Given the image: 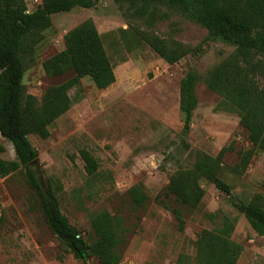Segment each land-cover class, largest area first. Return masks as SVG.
Here are the masks:
<instances>
[{"label": "rangeland", "instance_id": "1", "mask_svg": "<svg viewBox=\"0 0 264 264\" xmlns=\"http://www.w3.org/2000/svg\"><path fill=\"white\" fill-rule=\"evenodd\" d=\"M25 3L32 10L41 0ZM87 20L102 38L115 81L98 89L82 77L78 93L69 92L72 97L77 93L78 99L54 121L49 136L28 134L37 151L34 169L41 185L48 181L60 185L61 211L88 241L95 238L90 213L105 210L121 219L118 264H174L182 253L194 259L198 234L220 227L224 216L234 225L230 239L242 246L236 264H264V236L234 207L254 197L264 205V152L253 147L239 116L220 108V97L203 81L204 73L235 47L209 38L203 26L176 8L157 6L150 25L128 15L113 0H97L91 8L52 14L51 24L40 31L42 38L26 60L22 77L25 94L33 95L37 103L48 86L73 76L71 70L49 75L42 63L64 48L68 30ZM139 30L163 37L172 47L183 44L194 50L170 64L138 36ZM189 70L199 75L197 104L184 128L179 85ZM259 81L264 86V80ZM0 144L2 158H16L11 143L1 135ZM80 149L88 150L98 163L91 179ZM221 150L219 177L230 185L229 195L204 178L198 179L204 195L196 207L168 192L170 175L191 169L196 151L215 157ZM249 150L246 168L234 171L240 155ZM133 186L145 196L140 203L130 193ZM95 263L94 257L73 258L50 230L23 168L0 177V264Z\"/></svg>", "mask_w": 264, "mask_h": 264}, {"label": "trees", "instance_id": "2", "mask_svg": "<svg viewBox=\"0 0 264 264\" xmlns=\"http://www.w3.org/2000/svg\"><path fill=\"white\" fill-rule=\"evenodd\" d=\"M97 0H41L34 9H27L25 0H0V135L8 140L16 156L13 160L2 158L0 144V177L23 168L28 185L39 197L44 221L73 258L85 261L96 259L95 264H118L117 251L122 221L118 216L102 210L89 214L92 241L84 238L62 213L57 191L49 181L43 187L34 164L37 151L28 134L41 138L49 136L54 121L65 113L78 99L80 79L88 77L98 89L115 81L114 67L94 24L84 21L63 36L64 48L43 61L45 72L60 75L69 70L73 76L48 86L40 103L31 94H25L22 77L26 60L31 57L34 45L42 38L41 30L51 24V15L68 12L75 7L91 8ZM133 17L151 25L157 6L180 10L191 20L203 26L208 37L219 39L235 47L234 52L210 67L203 75L206 86L220 97L219 107L235 112L241 126L246 129L254 148L264 152V0H113ZM138 36L161 58L174 63L193 51L183 44L172 47L163 38L147 30ZM199 75L189 70L180 80L179 109L184 114L183 127L190 124L197 99L195 86ZM76 89L72 97L69 92ZM224 150L215 157L196 151L191 169L177 170L169 177L168 192L179 202L196 207L204 195L198 183L204 178L225 195L231 187L219 177ZM79 155L87 175L94 177L98 163L86 149ZM251 150L240 155L232 167L242 172L250 159ZM89 179V180H90ZM130 193L136 203L144 194L133 186ZM234 207L248 220L252 229L264 236V205L258 197L248 202L234 203ZM177 218H179L177 214ZM233 222L223 217L222 225L213 230L203 229L195 240V257L179 254L174 264H236L242 246L230 239Z\"/></svg>", "mask_w": 264, "mask_h": 264}, {"label": "water", "instance_id": "3", "mask_svg": "<svg viewBox=\"0 0 264 264\" xmlns=\"http://www.w3.org/2000/svg\"><path fill=\"white\" fill-rule=\"evenodd\" d=\"M36 161H37V158H36V159H34V160L31 162V163H32V164H34Z\"/></svg>", "mask_w": 264, "mask_h": 264}]
</instances>
